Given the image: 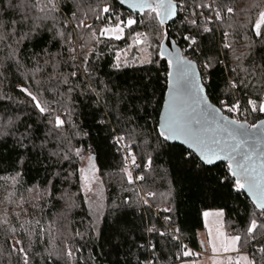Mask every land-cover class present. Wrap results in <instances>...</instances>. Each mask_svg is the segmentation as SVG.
<instances>
[{
	"label": "trees",
	"instance_id": "obj_1",
	"mask_svg": "<svg viewBox=\"0 0 264 264\" xmlns=\"http://www.w3.org/2000/svg\"><path fill=\"white\" fill-rule=\"evenodd\" d=\"M175 2L170 37L197 66L210 103L223 108L221 101H239L245 122L263 120L248 100H264V32L253 31L264 0ZM105 6L110 13L101 12ZM119 11L117 0H59L54 20L9 28L15 34L0 42V219L7 221L0 223V264H24L21 247L29 264L183 263L196 258L184 251L205 255L198 236L204 212L214 210L223 212V226L232 235L245 237L250 220L257 219L256 238L240 250L253 264H264V215L238 192L227 167L207 168L158 135L168 72L159 57L162 27L145 13V23L125 29L120 39L105 36L99 44L92 37L109 17L117 22ZM18 18L8 0H0V19L8 24ZM80 19L92 30L77 27ZM231 32L236 37L222 50L221 35ZM136 33L148 41L136 45ZM186 35L196 44L189 47ZM73 40L78 46L70 51ZM21 86L54 112L41 114ZM53 115L65 120L63 128L53 127ZM133 156L137 181L129 183L126 159L133 162ZM83 175L101 185L97 225L86 206ZM153 209L176 227L178 241L166 234Z\"/></svg>",
	"mask_w": 264,
	"mask_h": 264
},
{
	"label": "snow or ice",
	"instance_id": "obj_2",
	"mask_svg": "<svg viewBox=\"0 0 264 264\" xmlns=\"http://www.w3.org/2000/svg\"><path fill=\"white\" fill-rule=\"evenodd\" d=\"M121 5H127L133 10H138L140 13H146L148 21L155 19V21L163 25L168 19L176 15L178 5L173 0H119ZM259 7V5H253ZM8 7L12 8L19 14L18 19H13L8 24L0 19V42L15 34L9 33L7 29L15 26L18 29L22 25H34L36 21H43L55 17L53 13L59 11V0H8ZM199 7L211 8L209 4H201ZM109 6H105L101 12L110 13ZM229 13L234 11L233 8H227ZM76 14L73 13L75 18ZM100 19V15H97ZM216 18H220V13L216 12ZM138 23H145L143 19L137 20L129 16L126 20L117 17V22L114 24L109 17L106 26L99 29L100 36H109L115 39H120L127 28H131ZM191 24H196L195 20L190 21ZM77 27H87L90 31L92 25H86L83 19L77 23ZM204 31H209L205 28ZM253 31L257 35L264 32V10L259 11L257 18L253 22ZM92 37H96V32L92 31ZM62 35V33H61ZM23 38V37H21ZM183 39L188 42L189 47L196 44V39L193 36H184ZM148 41V36L144 33H136L134 43L140 45ZM70 42V39H69ZM159 55L164 58L165 46L161 43L159 46ZM225 47H229L225 44ZM70 51H75L71 49ZM146 51V49H145ZM11 58V54H10ZM75 58V57H73ZM87 62V61H85ZM151 63V60H147ZM169 71L168 77V101L167 106L160 117L159 135L165 141H182L189 149L195 151L200 160L205 164H213L215 161H227L228 172L235 178V188L239 191L246 189L253 197L255 208L264 215V149H261L257 154V146L250 142V137L256 135L251 129H255L257 125H247L242 123L239 119H230L223 115V111L229 113H237L240 111L241 104L239 101L232 105L221 101L223 108L213 107L206 95H204V88L198 82V74L195 71V65L191 61L185 60L180 55L169 54L168 57ZM76 75V73H73ZM236 87L235 84L232 85ZM27 95L34 107L41 113L52 114L53 109L47 103L41 101L39 96L34 93L30 87L21 86L19 89ZM248 104L252 111H259L264 113V100L257 104L254 100L249 99ZM55 129H61L65 125V120L60 115H53L52 120ZM264 123V122H261ZM264 134V133H262ZM119 139H123L122 137ZM79 150L76 155H79ZM131 155V153H129ZM192 153H188L191 157ZM67 158V157H66ZM89 169L94 168L89 157ZM133 163L135 157H132ZM259 160V163H257ZM127 172V168H125ZM82 174L85 172L81 169ZM85 180V189L91 191L90 178L88 175H83ZM142 179V177H137ZM129 183L132 182L131 173H128ZM149 195H152L149 193ZM147 203V201H145ZM255 215V214H254ZM204 216L217 218L214 222L220 227L216 229V235L213 237L211 229L209 230L210 239L208 241L211 250L214 254L219 253H236L235 257L227 256L223 261L214 260L213 264H253V260L248 255L243 254L240 250L241 246L247 243L248 240L256 238V231L258 228L257 219L252 218L248 227L246 228V236L232 235L225 236L222 231V225L219 218L223 217L222 211L213 213L205 212ZM4 219H0V223H6ZM259 227L264 228V224ZM149 228L148 231H153ZM264 235V233H261ZM165 235V233H160ZM20 244V241L16 242ZM259 248L260 252H264V241ZM24 256V264H29V258L24 248L17 249ZM74 252L70 249L67 256L71 259ZM184 256L194 255L188 251L182 253ZM148 264H152L150 260Z\"/></svg>",
	"mask_w": 264,
	"mask_h": 264
},
{
	"label": "water",
	"instance_id": "obj_3",
	"mask_svg": "<svg viewBox=\"0 0 264 264\" xmlns=\"http://www.w3.org/2000/svg\"><path fill=\"white\" fill-rule=\"evenodd\" d=\"M173 2L176 4L175 0H173ZM117 3L118 5L123 9L125 10L126 12H129L133 15H138V14H142L140 13L138 10H133L131 8H129L126 4L125 5H121L119 3V0H117ZM177 5V4H176ZM176 18H177V13L175 16H173L172 18L168 19L163 25H160L162 28H163V40L161 43L164 44L165 46V54H164V58H161V56L159 55L160 59L163 60L167 65H168V57H169V54H172V55H180L182 56L185 60L187 61H191L189 60L188 58H186L183 53L181 52V50L175 45V43L171 40L170 38V27L174 24V22L176 21ZM160 51V50H159ZM192 62V61H191ZM193 63V62H192ZM195 65V63H193ZM196 66V65H195ZM168 71H169V65H168ZM195 71L196 73L198 74V82L200 83V85L204 88L203 86V83H202V80H201V77H200V74H199V71H198V68L197 66L195 67ZM166 82H167V88H166V92L164 94V99H163V104H162V108H161V111H160V114H159V120H158V126H157V132H158V135H159V122H160V117H161V114L163 113V111L165 110L166 106H167V101H168V77L166 78ZM205 90V88H204ZM204 95H206L207 97V94H206V90L204 91ZM208 98V97H207ZM208 102L210 103L209 99H208ZM211 104V103H210ZM212 105V104H211ZM213 107H216L214 105H212ZM223 115H225L224 113H222ZM231 119V118H230ZM242 123H246L247 125H250L248 124L247 122L245 121H241ZM261 122H264V119L255 123V125H257V127L255 129H251V131L253 133H256L255 136L253 137H250V142L252 143H255L256 146H257V154L259 153V151L261 149H264V123H261ZM159 137L167 144H171V145H177V146H180L182 148H184L186 151L188 152H191L193 156L196 157V159L205 167L207 168H212L216 165H225L227 167V161H224V160H218V161H215L213 164L209 165V164H205L203 163L200 158H199V155L193 151L192 149H189L188 146L186 144H183L182 141H179V140H176V141H165L163 139V137H161L159 135ZM257 163H259V160H257ZM228 170V168H227ZM229 173V172H228ZM230 177L234 180V183H235V178L233 176H231V174L229 173ZM240 194H242L243 196H245L249 202L254 206L255 208V205L253 203V197L251 195V193H249L246 189H241L238 191ZM256 209V208H255ZM257 212L260 213V211L258 209H256ZM261 214V213H260Z\"/></svg>",
	"mask_w": 264,
	"mask_h": 264
},
{
	"label": "rangeland",
	"instance_id": "obj_4",
	"mask_svg": "<svg viewBox=\"0 0 264 264\" xmlns=\"http://www.w3.org/2000/svg\"><path fill=\"white\" fill-rule=\"evenodd\" d=\"M83 185H85V182L83 183ZM90 188H91V191H88L84 187L83 191H84V195H85V199H86V206L88 208L89 214L92 217V220L97 225V223L100 222V219L102 218V215H103V194H102L101 185H100L99 181H97V180L94 182H90ZM217 211H219V210L207 211V212L213 213V212H217ZM114 218L115 217H113V219L110 220L109 223L115 229L118 225V222H117V219H114ZM202 218H203V222H204V230L202 231V233H200L199 237L202 240L203 248L207 251V254L202 256V255H197L195 253L194 255H191L193 257H196L195 259L190 260V261H186L183 263H179V264H205V262L209 259L217 260L215 258H221L223 261L229 255L230 256L234 255L233 257H235L236 253L214 254L212 252L211 246L208 243V241L210 239L209 230L211 229L212 236L214 237L216 235V229H217V227H220V225H217L214 222L217 219L215 217L209 216L206 218L203 214ZM219 219L221 221L222 231L224 232L225 236H232V234L227 233V231H225V227L223 226V217H221ZM136 236L140 237L141 234L138 233V234H136ZM243 254H246V253H243ZM198 256H200V257H198ZM221 259H219L218 261H221ZM213 262L214 261L210 260L211 264H213Z\"/></svg>",
	"mask_w": 264,
	"mask_h": 264
},
{
	"label": "built area",
	"instance_id": "obj_5",
	"mask_svg": "<svg viewBox=\"0 0 264 264\" xmlns=\"http://www.w3.org/2000/svg\"><path fill=\"white\" fill-rule=\"evenodd\" d=\"M102 42V40H99V44ZM229 40L226 41L228 43ZM78 45L75 40H73L72 44L70 45V49L76 48ZM72 63L77 66V63L73 60ZM232 105V104H231ZM226 116H228L231 119H239L240 121H244V114L241 112V110L237 113H229L225 111L224 113ZM132 160L130 158L126 159V166H127V175L128 173H131L132 180L137 181L134 177V169L132 168ZM153 213L155 216L159 217L161 225L164 227L165 232L167 235L171 236L174 241H178L179 238L176 233V227L170 225L169 221L167 218L162 217V211L160 209H153ZM250 257V256H249ZM251 259V257H250Z\"/></svg>",
	"mask_w": 264,
	"mask_h": 264
},
{
	"label": "bare ground",
	"instance_id": "obj_6",
	"mask_svg": "<svg viewBox=\"0 0 264 264\" xmlns=\"http://www.w3.org/2000/svg\"><path fill=\"white\" fill-rule=\"evenodd\" d=\"M120 7V6H119ZM121 8V7H120ZM122 9V8H121ZM123 10V9H122ZM145 13H143V14H138V15H133V14H131V13H129V12H126L125 10H123V11H119L118 12V15H117V17H119L120 19H122V20H126L127 18H129V16H131L132 18H134V19H137L138 21L140 20V18L141 17H143V15H144ZM177 14H178V11H177ZM177 19V18H176ZM104 26H106V24L104 25ZM103 26V27H104ZM163 29V28H162ZM94 31V30H93ZM95 32H96V38L98 39V42H99V40L101 39V40H103V38L105 37V36H100L99 35V30H95ZM163 33V32H162ZM164 37V36H163ZM235 37H236V34L234 33V32H231V33H228V34H223V35H221V39H220V45H221V49L222 50H225V49H227L228 47H225V44H228V45H230L232 42H233V40L235 39ZM171 38V37H170ZM172 40V39H171ZM227 40H229V42L228 43H226V41ZM173 41V40H172ZM174 42V41H173ZM176 45V44H175Z\"/></svg>",
	"mask_w": 264,
	"mask_h": 264
},
{
	"label": "crops",
	"instance_id": "obj_7",
	"mask_svg": "<svg viewBox=\"0 0 264 264\" xmlns=\"http://www.w3.org/2000/svg\"><path fill=\"white\" fill-rule=\"evenodd\" d=\"M198 241H199V243H200V245H201V248H202V250H204V254H207V251L203 248V244H202V240H201V238L198 236ZM197 254V253H196ZM197 255H199V254H197ZM247 255V254H246ZM202 256H204V255H202ZM234 256V255H233ZM249 256V255H248ZM198 257H200V256H198ZM250 258V257H249ZM215 259H217V260H219V259H221V258H215ZM210 260L211 261H214L213 259H209V260H207L206 262H205V264H211L210 263ZM221 261H222V259H221Z\"/></svg>",
	"mask_w": 264,
	"mask_h": 264
}]
</instances>
